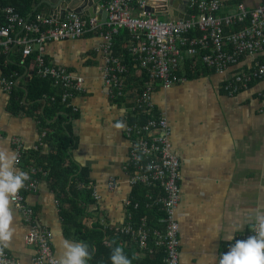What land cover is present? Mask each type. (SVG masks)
<instances>
[{
  "label": "built area",
  "instance_id": "obj_1",
  "mask_svg": "<svg viewBox=\"0 0 264 264\" xmlns=\"http://www.w3.org/2000/svg\"><path fill=\"white\" fill-rule=\"evenodd\" d=\"M224 7L225 0H189L190 20L163 21L148 10V0H107L103 6L107 12L106 21L97 16L83 18L69 13L63 20L51 15H37L30 23L14 7L2 9L0 58L13 47L21 49L22 63L35 54L37 75L50 79L54 86L60 88L62 102L74 112H79V109L70 99L74 94L88 90L86 80L66 66L50 63L46 45L85 34L103 38L99 50L103 57L102 76L106 94L114 100H129L131 109L123 117V132L128 139V156L123 170L130 186V193L123 199L125 222L120 225L110 222L106 212L101 219L105 229L112 233L111 238L106 237L107 243L110 244L114 238H128L139 250L141 258H150L141 264H179L180 254L176 209L183 169L173 150L167 116L153 100L154 92L158 87L168 89L186 81L188 77L180 73L187 63L189 71H196L199 66L217 73L230 71L223 80V89L229 95L238 94L264 78V61H256L248 69H232L243 56L264 47V0L255 8L238 3L234 13L222 14ZM19 30L21 32L15 34ZM122 30H126L129 36L122 48L131 57L133 76L123 55L114 53L115 37ZM0 75L5 90L12 94L17 80L3 74L1 63ZM45 135V132L40 134L38 146L44 144L42 138ZM12 143L17 169L30 177L16 197L11 198L30 228L25 239L35 251L30 264H56L53 235L40 224L37 211L27 200V194L39 190L42 169L33 164L23 167L25 143L21 137H14ZM121 183L119 177L112 176L106 187L114 191ZM77 187L91 188L96 201L101 198L93 182L77 183ZM143 206L156 216L139 215V208ZM93 222L94 219L88 221V226L92 227ZM254 224L234 236L222 255L237 240L255 235L252 231ZM0 264L25 263L3 250Z\"/></svg>",
  "mask_w": 264,
  "mask_h": 264
},
{
  "label": "crops",
  "instance_id": "obj_2",
  "mask_svg": "<svg viewBox=\"0 0 264 264\" xmlns=\"http://www.w3.org/2000/svg\"><path fill=\"white\" fill-rule=\"evenodd\" d=\"M106 2L101 0L98 9H103ZM241 3L255 8L262 0H241ZM237 4L236 0H225L221 13H234ZM45 8L41 5L35 13L41 15ZM190 13L187 9V14ZM157 18L169 20L164 16ZM103 42L101 36L94 34L51 41L46 45V56L50 63L66 66L86 80L88 90L70 99L80 113V118L73 121V132L80 138V145L73 149L72 158L89 169L101 196L94 208L106 212L110 222L120 225L125 222L123 199L130 193L123 170L128 156L123 117L131 104L129 100H114L106 94L99 50ZM256 61H264V47L243 56L232 69H248ZM187 70L198 77L187 78L168 89L158 87L153 94L158 109L167 116L173 150L183 169L176 209L180 227L179 264H219L229 241L252 227L256 210H264V78L238 94L229 95L223 89V80L230 71L217 73L199 66L196 71L185 67L180 74L188 77ZM33 72L25 69L16 85L26 87ZM40 133L36 113L29 109L12 111V94L5 90L0 75V149L15 154L12 139L21 137L25 157L37 150L44 156L50 148L45 144L38 146ZM44 176L42 173L39 190L27 194V200L37 211L40 224L51 231L58 259L63 240L81 242L64 232L60 203ZM112 176L119 177L122 183L109 191L106 183ZM10 207L15 231L10 247L3 250L30 264L35 253L25 240L30 228L12 201Z\"/></svg>",
  "mask_w": 264,
  "mask_h": 264
},
{
  "label": "trees",
  "instance_id": "obj_3",
  "mask_svg": "<svg viewBox=\"0 0 264 264\" xmlns=\"http://www.w3.org/2000/svg\"><path fill=\"white\" fill-rule=\"evenodd\" d=\"M34 2L35 0H0V21H4L2 9L14 7L20 16L29 23L33 22L37 15L33 8ZM236 3H241V0H236ZM18 32L21 30L15 34ZM128 37L126 30H122L115 37L114 53L117 56L123 55L124 62L130 64L131 68V57L122 48ZM21 60L22 51L16 47L9 49L0 58L3 74L14 76L15 79H18L25 69L34 71L26 84L28 90L26 99L25 90L19 83L13 91L12 111L20 113L29 109L36 113L41 133H46L42 142L50 148V152L44 156L40 155L38 150L31 152L28 158L24 157L23 166L33 164L41 167L40 177L42 173L45 174L44 177L50 183V187L60 203L59 212L64 232L66 235L72 234L81 243H87L90 252L94 249V254L88 264H112L110 257L116 246L123 247L124 253L130 259L136 257L132 259V264L150 261V258L140 257L139 250L128 238H114L110 244L107 243L106 237L111 238L112 233L105 229L102 223L103 213L94 208L96 199L92 195V189L77 187V183L90 184L93 182L89 176V169L80 166L72 158L73 149L80 145V138L73 132V121L80 118V113L74 112L67 103L62 102V90L54 86L50 79H44L37 75L35 54L25 58L23 63ZM187 65L188 63L186 67ZM133 74L134 70L131 68V76ZM188 75L190 79L198 77L193 73ZM136 190L137 187L132 190V193ZM143 214H147L150 218L156 216L154 212L147 211L145 206L139 208V215ZM93 219V226L89 227L88 221Z\"/></svg>",
  "mask_w": 264,
  "mask_h": 264
},
{
  "label": "clouds",
  "instance_id": "obj_4",
  "mask_svg": "<svg viewBox=\"0 0 264 264\" xmlns=\"http://www.w3.org/2000/svg\"><path fill=\"white\" fill-rule=\"evenodd\" d=\"M16 160L14 153L0 149V255L3 249L10 247L15 231L12 227L14 216L10 207L11 198H15L25 186L24 182L30 179L27 173L16 169ZM253 215L255 224L252 231L255 235L246 240H237L221 256L219 264H264V210H256ZM93 254L94 249L90 252L87 243L63 240L62 253L56 264H88ZM110 259L112 264H132V259L121 246L113 248Z\"/></svg>",
  "mask_w": 264,
  "mask_h": 264
},
{
  "label": "water",
  "instance_id": "obj_5",
  "mask_svg": "<svg viewBox=\"0 0 264 264\" xmlns=\"http://www.w3.org/2000/svg\"><path fill=\"white\" fill-rule=\"evenodd\" d=\"M101 0H35L33 4L34 12L39 6L45 5L42 16L47 14L53 16L57 20H63L67 13H73L83 18L95 17L102 21L107 20V12L104 9H98ZM189 0H148V10L156 17H168L170 21L190 20V14H187ZM25 90V99L28 94L26 87L21 86Z\"/></svg>",
  "mask_w": 264,
  "mask_h": 264
}]
</instances>
